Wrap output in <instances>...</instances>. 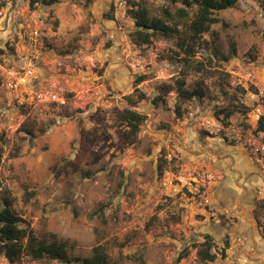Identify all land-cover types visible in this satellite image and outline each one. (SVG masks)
<instances>
[{
  "label": "rangeland",
  "instance_id": "obj_1",
  "mask_svg": "<svg viewBox=\"0 0 264 264\" xmlns=\"http://www.w3.org/2000/svg\"><path fill=\"white\" fill-rule=\"evenodd\" d=\"M141 1L151 18L169 8L173 25L196 12L180 23L179 2ZM130 7L129 0H0V196L9 195L38 235L68 241L72 255L103 245L109 264H264V133L254 132L264 113V8L239 0L217 12V38L205 33L189 56L176 37L136 44ZM27 65L33 84L9 89L12 72ZM182 79L188 89L202 83L205 97L180 99ZM47 91L59 99L39 98ZM130 108L147 115L136 133L120 118ZM221 109L237 110L227 124ZM203 135L214 142L204 151L193 142ZM232 156L247 157L258 180L254 166L239 168ZM190 168L213 174L209 202L163 186ZM232 192H240L233 201ZM207 234L213 251L230 241L225 257L200 260ZM0 264H9L4 255Z\"/></svg>",
  "mask_w": 264,
  "mask_h": 264
},
{
  "label": "trees",
  "instance_id": "obj_2",
  "mask_svg": "<svg viewBox=\"0 0 264 264\" xmlns=\"http://www.w3.org/2000/svg\"><path fill=\"white\" fill-rule=\"evenodd\" d=\"M56 1L30 0V5H49ZM92 1L89 0V2ZM168 1L170 3H180L175 13L180 23H182V19L189 18L191 10L196 7L193 18L183 26L179 23L173 25L168 23V20L173 16L169 8L163 9V18H151L145 3L141 0H129L131 7L128 11L135 20V28L130 33V36L140 46L150 45L156 35H162L166 38L176 37L177 47L185 54L194 56L197 52L198 43L204 44L205 42L203 38L205 33L211 31V35L217 38V33L211 30L212 25L219 21L215 14L235 6L239 0ZM259 2L264 8V0H259ZM215 56H219L218 51L215 52ZM144 79L145 76H141L139 82ZM176 90L178 97L183 101L203 98L206 95L202 83L193 89H188L186 88L185 79L177 81ZM236 111V109H221L218 111V115H223L224 123L227 124L229 118ZM120 118L130 127L131 133H136L146 121L147 115L137 109L130 108L121 113ZM254 132L256 134L264 133V113L257 120ZM2 141L3 137L1 135L0 142ZM30 194L31 196L33 195V193ZM195 246L198 247V245ZM215 246L214 239L211 235L207 234L204 241L199 244L197 251L200 260L203 262H213L217 259L218 254L225 257L226 249L230 246V241L226 240L225 247L220 251H213ZM0 255H4L9 264H23L25 258L34 260L45 259L62 264H109V254L103 245H96L89 256L72 255L69 251L68 241L59 238L55 233L38 235L30 223L15 211L9 195L0 196ZM187 255L188 251L184 252L180 258H184Z\"/></svg>",
  "mask_w": 264,
  "mask_h": 264
},
{
  "label": "built area",
  "instance_id": "obj_3",
  "mask_svg": "<svg viewBox=\"0 0 264 264\" xmlns=\"http://www.w3.org/2000/svg\"><path fill=\"white\" fill-rule=\"evenodd\" d=\"M35 71L34 69L27 65L23 68L22 71L12 72L11 77L7 79V87L13 91H19L23 87H28L33 84L35 80ZM39 98H47L49 100L59 99L55 93L52 92H43L39 93ZM174 178H164L163 186H180L184 190H188L194 198H203L205 202H209L208 198L204 197V194L207 192V182L213 180V174L208 171H203L199 169H187L185 173L179 175L172 173Z\"/></svg>",
  "mask_w": 264,
  "mask_h": 264
},
{
  "label": "flooded vegetation",
  "instance_id": "obj_4",
  "mask_svg": "<svg viewBox=\"0 0 264 264\" xmlns=\"http://www.w3.org/2000/svg\"><path fill=\"white\" fill-rule=\"evenodd\" d=\"M230 157V156H229ZM231 158H233L234 160H235V162L237 163V166H239L240 164V166H242V167H245V170H249L250 168H252L254 165H252V164H250L249 162H250V160H244V161H241L239 158L238 159H236L234 156H232ZM255 167V166H254ZM251 175L253 176V181H257L258 180V169L255 167V170H252L251 171ZM253 188H255V186H249V187H247V190H248V192H250V193H252L253 192ZM221 200H222V204L223 205H225V207L226 206H228V203L227 202H224V200H223V197L221 198ZM256 201V198H254V202ZM232 204V203H231ZM222 219H226V216H224V217H222ZM231 225H229L228 223H227V225L225 226V228L224 229H226V231L228 232L231 228Z\"/></svg>",
  "mask_w": 264,
  "mask_h": 264
},
{
  "label": "crops",
  "instance_id": "obj_5",
  "mask_svg": "<svg viewBox=\"0 0 264 264\" xmlns=\"http://www.w3.org/2000/svg\"><path fill=\"white\" fill-rule=\"evenodd\" d=\"M194 142V145H196L197 143H198V146L201 148L202 147V150L204 151V150H206V149H208L209 148V146H211V145H213V141H210L209 139H207V138H204V135L202 136V137H200V139H198V140H194L193 141ZM206 153V152H205ZM246 159L247 160H249L247 157H246ZM245 159V160H246ZM243 161H244V159H242ZM241 160V161H242ZM250 164H251V161L249 162ZM239 167V166H238ZM239 168H242V169H245V167H242V166H240ZM226 174H228L227 173V171H226ZM233 193V194H232ZM231 193V196H229V197H231V200L233 201V200H235L236 199V197H238V195L240 194V192H232ZM228 197V198H229ZM228 203V202H227ZM224 207H225V205H224ZM226 207H228L229 208V206H226Z\"/></svg>",
  "mask_w": 264,
  "mask_h": 264
}]
</instances>
